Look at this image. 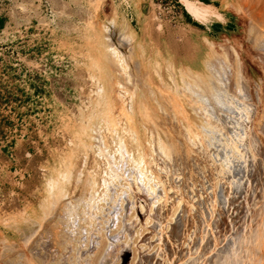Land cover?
I'll list each match as a JSON object with an SVG mask.
<instances>
[{
  "label": "rangeland",
  "instance_id": "374dc122",
  "mask_svg": "<svg viewBox=\"0 0 264 264\" xmlns=\"http://www.w3.org/2000/svg\"><path fill=\"white\" fill-rule=\"evenodd\" d=\"M212 2L0 0V264H264V0Z\"/></svg>",
  "mask_w": 264,
  "mask_h": 264
},
{
  "label": "crops",
  "instance_id": "0c3cea01",
  "mask_svg": "<svg viewBox=\"0 0 264 264\" xmlns=\"http://www.w3.org/2000/svg\"><path fill=\"white\" fill-rule=\"evenodd\" d=\"M202 1V0H200ZM210 4H212V9L216 11V13L220 16H214L212 17L210 20L208 21H199L197 19H195L187 10V8L185 7L184 3L182 2V0H170V2L173 3V5L175 4H179L178 6L182 8V16H183V21L186 22H191V21H197V23H199L202 27H204L205 29L208 30H215V31H228V30H232L234 29L235 25H234V19L231 15H229L228 13L224 12L223 10H221L215 3L212 2V0H209ZM204 2V1H202ZM206 3V2H204ZM185 11H187V13H189L188 17L185 13ZM181 16V15H180Z\"/></svg>",
  "mask_w": 264,
  "mask_h": 264
},
{
  "label": "trees",
  "instance_id": "16d2710c",
  "mask_svg": "<svg viewBox=\"0 0 264 264\" xmlns=\"http://www.w3.org/2000/svg\"><path fill=\"white\" fill-rule=\"evenodd\" d=\"M202 1H204V2H206V3H210V1L209 0H202ZM185 13H186V15L188 16V17H190L189 16V13H187V11H185ZM3 23H4V18H0V25H3ZM193 24H196V25H198L199 23H197V22H192ZM200 25V24H199Z\"/></svg>",
  "mask_w": 264,
  "mask_h": 264
},
{
  "label": "bare ground",
  "instance_id": "6f19581e",
  "mask_svg": "<svg viewBox=\"0 0 264 264\" xmlns=\"http://www.w3.org/2000/svg\"><path fill=\"white\" fill-rule=\"evenodd\" d=\"M219 73V72H218ZM220 75V74H219ZM221 78V77H220ZM226 80V79H225ZM227 81V80H226ZM221 82H223V81H221ZM225 84V83H224ZM226 86V85H225ZM224 96V95H223ZM215 97V96H214ZM209 99V98H208ZM215 99V98H214ZM220 102V101H219ZM217 103V102H216ZM224 103H222V105H223ZM226 104V103H225ZM213 106V105H212ZM222 107V106H221ZM224 108H225V106H224ZM210 109V108H209ZM215 111V110H214ZM235 111V110H234ZM234 113V112H233ZM232 114V113H231ZM211 115V114H210ZM241 115V114H240ZM230 116H232V115H230ZM215 118V117H214ZM220 119V118H219ZM228 119V118H227ZM226 119V120H227ZM232 120H234V119H232ZM229 121V120H228ZM227 123V122H226ZM233 124V123H232ZM229 125V124H228ZM231 127V126H230ZM231 129V128H230ZM233 129V128H232ZM235 132V131H234ZM240 173H241V171H240ZM107 257H109V256H107ZM110 263V262H109ZM103 264H108L107 262H104Z\"/></svg>",
  "mask_w": 264,
  "mask_h": 264
}]
</instances>
